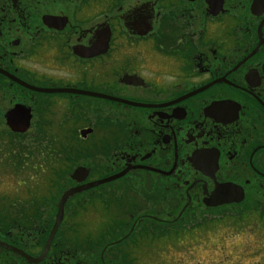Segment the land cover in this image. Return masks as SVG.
I'll use <instances>...</instances> for the list:
<instances>
[{
    "label": "flooded vegetation",
    "instance_id": "1",
    "mask_svg": "<svg viewBox=\"0 0 264 264\" xmlns=\"http://www.w3.org/2000/svg\"><path fill=\"white\" fill-rule=\"evenodd\" d=\"M246 216L264 228V0H0V264H167Z\"/></svg>",
    "mask_w": 264,
    "mask_h": 264
},
{
    "label": "rangeland",
    "instance_id": "2",
    "mask_svg": "<svg viewBox=\"0 0 264 264\" xmlns=\"http://www.w3.org/2000/svg\"><path fill=\"white\" fill-rule=\"evenodd\" d=\"M215 230L211 225L186 234L185 240L193 239L198 246L174 248L169 252L167 264H215L217 260L219 264H264V228L258 219L246 216L243 224L224 219ZM144 248L143 259L156 257L153 251Z\"/></svg>",
    "mask_w": 264,
    "mask_h": 264
},
{
    "label": "water",
    "instance_id": "3",
    "mask_svg": "<svg viewBox=\"0 0 264 264\" xmlns=\"http://www.w3.org/2000/svg\"><path fill=\"white\" fill-rule=\"evenodd\" d=\"M23 115L20 114V115H16V114H11L8 116V126L10 127V129L14 132H22V131H26L28 129V126H29V123L28 121H24L23 120ZM88 132V131H86ZM82 172V169H77L74 171V176L78 175L79 173ZM73 176V177H74ZM107 180L103 181V182H106ZM102 183V182H101ZM96 185V184H94ZM98 185V184H97ZM87 189V188H86ZM218 193V195H216ZM73 194V192H69L67 194H65L63 196V199H62V206L64 205V202L66 201V199L68 198L69 195ZM213 201L211 200H207V201H204L205 205L207 207H216L218 205H222V204H225V203H231V201H221V200H218L219 198V192H218V189H216V192L213 194ZM59 220V218H58Z\"/></svg>",
    "mask_w": 264,
    "mask_h": 264
}]
</instances>
